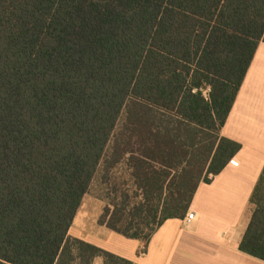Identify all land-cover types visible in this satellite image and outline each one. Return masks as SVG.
<instances>
[{"label": "trees", "instance_id": "1", "mask_svg": "<svg viewBox=\"0 0 264 264\" xmlns=\"http://www.w3.org/2000/svg\"><path fill=\"white\" fill-rule=\"evenodd\" d=\"M260 43L264 0H0V264H135L69 235L83 197L145 253L241 149L220 132ZM249 206L264 262V168Z\"/></svg>", "mask_w": 264, "mask_h": 264}, {"label": "crops", "instance_id": "2", "mask_svg": "<svg viewBox=\"0 0 264 264\" xmlns=\"http://www.w3.org/2000/svg\"><path fill=\"white\" fill-rule=\"evenodd\" d=\"M220 136L241 149L209 184H199L188 209L194 219L166 220L145 253H139L142 241L107 228L103 237H83L71 225L69 235L135 264H264L238 250L250 218L249 198L264 168V43L256 49Z\"/></svg>", "mask_w": 264, "mask_h": 264}, {"label": "rangeland", "instance_id": "3", "mask_svg": "<svg viewBox=\"0 0 264 264\" xmlns=\"http://www.w3.org/2000/svg\"><path fill=\"white\" fill-rule=\"evenodd\" d=\"M102 191L101 186L95 181L90 191L83 197L74 217L72 227L75 231L80 232L83 237L91 235L103 237V233H107L106 227L98 223L105 206V203L100 198Z\"/></svg>", "mask_w": 264, "mask_h": 264}, {"label": "built area", "instance_id": "4", "mask_svg": "<svg viewBox=\"0 0 264 264\" xmlns=\"http://www.w3.org/2000/svg\"><path fill=\"white\" fill-rule=\"evenodd\" d=\"M186 219H187V221H192L194 219V213L193 212H188L186 214Z\"/></svg>", "mask_w": 264, "mask_h": 264}]
</instances>
